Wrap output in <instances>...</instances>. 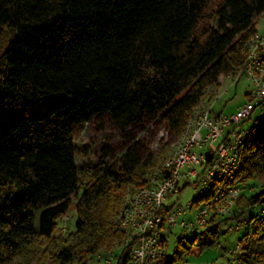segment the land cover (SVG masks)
<instances>
[{
    "label": "trees",
    "instance_id": "trees-1",
    "mask_svg": "<svg viewBox=\"0 0 264 264\" xmlns=\"http://www.w3.org/2000/svg\"><path fill=\"white\" fill-rule=\"evenodd\" d=\"M263 14L264 0H0V264H85L123 241L112 219L126 189L147 183L207 87L236 74ZM254 119L233 215L162 264L219 247L224 225L246 230L227 264H264V182L246 192L264 176V113ZM84 125L121 142L83 165L82 184ZM73 207L75 231L62 232Z\"/></svg>",
    "mask_w": 264,
    "mask_h": 264
},
{
    "label": "built area",
    "instance_id": "built-area-1",
    "mask_svg": "<svg viewBox=\"0 0 264 264\" xmlns=\"http://www.w3.org/2000/svg\"><path fill=\"white\" fill-rule=\"evenodd\" d=\"M244 52V63L236 74L226 77L233 84L241 79L248 81L245 102L235 113L217 112L214 105L224 93L220 85L225 76L219 85L207 87L203 99L191 111L181 138L150 170L147 183L126 189L112 219L115 229L125 233L123 241L111 250L96 253L85 264H114L129 246L126 264H162L167 256V239L174 228L181 227L184 234L200 233L213 216L233 215L242 192L237 183L242 169L241 150L251 129L246 122L254 112L264 113V34L253 33ZM187 187L194 191L191 200L187 204H181L180 198L173 201ZM60 228L65 232L67 225ZM240 228L232 225L227 231ZM241 251L237 243L233 252L238 255Z\"/></svg>",
    "mask_w": 264,
    "mask_h": 264
},
{
    "label": "rangeland",
    "instance_id": "rangeland-1",
    "mask_svg": "<svg viewBox=\"0 0 264 264\" xmlns=\"http://www.w3.org/2000/svg\"><path fill=\"white\" fill-rule=\"evenodd\" d=\"M256 26L258 31L264 33V14L257 18ZM230 87V88H229ZM229 88L227 91L226 89ZM249 88V83L245 79H241L237 84L232 83V79L228 77H223L222 84L220 87V92L222 93L221 97L216 101L214 108L217 112H222L224 114H232L235 113L237 108L242 105L246 100V92ZM258 112L255 113V116L252 119H249L246 122L247 127L255 124L256 120L254 119L257 116ZM75 141L77 145L80 147V153L77 154L76 164L79 169L80 177L82 179V184L88 183L90 181V177L86 170L82 167L89 159L95 161L99 159V155L101 152V146L105 143L116 145L121 142L120 137L110 128H106L101 132H97L93 127L89 125H84L80 129L77 130L75 135ZM172 147L169 146L167 151ZM85 148L88 151V156H85ZM166 151V152H167ZM166 154V153H165ZM165 156V155H164ZM163 159V158H162ZM264 182V176L260 180H254L251 184L253 190H247V195L250 196L257 192L262 183ZM250 186V187H251ZM194 194L192 187H187L185 190L176 195L173 201H176L177 198H180L181 204H187ZM73 201H76V195L72 196ZM262 210L261 207H256L253 213H259ZM77 218L76 209L73 207L61 220V225L66 224L68 232L75 231V222ZM226 225L220 228L219 231V247H209L205 249L202 254L197 255L195 253H187L184 255L183 259L174 264H227L228 258L234 259V255L231 254V250H233L239 239H242L246 233V230L242 229L240 231L233 230L231 232L227 231ZM206 227L200 232H190L188 234H184L181 227H176L172 230V233L168 236V245L165 248V253L169 258H171L174 254V250L178 244V240L182 239L187 245H191L192 242L195 244L202 243L206 236L202 234L205 231ZM227 251V252H226ZM91 264H104L94 262ZM117 264V260L115 263Z\"/></svg>",
    "mask_w": 264,
    "mask_h": 264
},
{
    "label": "water",
    "instance_id": "water-1",
    "mask_svg": "<svg viewBox=\"0 0 264 264\" xmlns=\"http://www.w3.org/2000/svg\"><path fill=\"white\" fill-rule=\"evenodd\" d=\"M208 160H211V154L208 153Z\"/></svg>",
    "mask_w": 264,
    "mask_h": 264
},
{
    "label": "crops",
    "instance_id": "crops-1",
    "mask_svg": "<svg viewBox=\"0 0 264 264\" xmlns=\"http://www.w3.org/2000/svg\"><path fill=\"white\" fill-rule=\"evenodd\" d=\"M263 34H264V33H263ZM222 77H223V76H222ZM222 77H221V78H222ZM220 87H221V85H220Z\"/></svg>",
    "mask_w": 264,
    "mask_h": 264
}]
</instances>
